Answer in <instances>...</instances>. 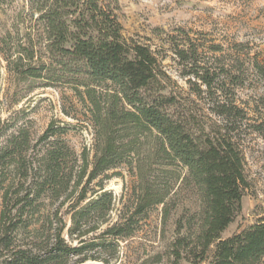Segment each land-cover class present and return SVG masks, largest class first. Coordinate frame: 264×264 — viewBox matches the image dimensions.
Wrapping results in <instances>:
<instances>
[{"label":"trees","instance_id":"obj_1","mask_svg":"<svg viewBox=\"0 0 264 264\" xmlns=\"http://www.w3.org/2000/svg\"><path fill=\"white\" fill-rule=\"evenodd\" d=\"M29 5L46 62L30 63L38 52L35 45L12 57L6 36L0 39L6 46L0 52L19 75L60 82L87 104L92 160L85 148L80 154L72 150L61 136L65 127L54 121L36 140L22 127L0 142V258L6 256L7 264H68L82 247L62 236L66 223L60 207L69 203L71 238L95 231L106 222L114 200L104 188L106 173L126 165L135 178L128 191L127 211H132L102 234L130 236L134 223L154 206H161L165 221L176 210L179 194L190 191L196 195L194 207L174 221L170 253L175 262L264 264V216L222 237L248 187L245 157L232 134L239 128L233 121L239 125L244 110L223 99L209 107L216 119L190 110L154 52L125 40L109 3L29 0ZM196 48L177 47L175 53L188 62ZM190 65L196 67L190 74L204 86L188 80L192 92L212 97L218 89L225 91L213 86L209 69ZM254 67L264 78V59ZM54 202L57 206L49 208ZM25 231L33 244L16 246L17 235Z\"/></svg>","mask_w":264,"mask_h":264},{"label":"rangeland","instance_id":"obj_2","mask_svg":"<svg viewBox=\"0 0 264 264\" xmlns=\"http://www.w3.org/2000/svg\"><path fill=\"white\" fill-rule=\"evenodd\" d=\"M101 1L116 8L125 40L146 45L154 52L173 87L187 99L190 110L216 119L209 107L220 99L232 101L244 110L245 118L239 125L234 119L239 128L232 134L245 157L248 187L242 197L241 210L222 237L255 223L264 216V78L254 67L255 62L264 59V0ZM35 17L29 0H0V39L6 36L5 43L12 57L16 56V50L35 45L38 52L30 63L37 65L46 62V57L39 49L42 38L38 35ZM2 47L6 48L0 40ZM177 47L187 50L197 47V55L188 62L182 61L175 53ZM26 62L25 59L21 70L26 68ZM190 62L209 69L214 76L213 86L225 91L218 89L212 97L192 92L188 80L199 86L201 83L190 74V70L196 68ZM12 68L0 52V142L22 127L36 140L54 121L65 127L61 136L72 150L80 154L85 148L91 161L93 128L87 104L60 82L22 76ZM177 172L184 175L185 169L178 168ZM106 174L104 188L112 192L114 200L106 222L98 224L95 231L71 238L67 233L69 203L60 207L59 216L66 223L62 236L70 245L82 247L68 264H191L185 259L175 262L170 245L175 236V219L186 214V208L194 207L196 195L190 191L181 192L176 210L165 221L161 206H154L134 223L130 236L108 237L102 232L119 222L124 213L132 211V207L127 211L131 206L128 191L135 178L126 165ZM93 186L94 182L90 188ZM57 204L54 202L49 208ZM14 244L30 247L33 244L31 234L20 232ZM7 260L6 256L0 258V264H7Z\"/></svg>","mask_w":264,"mask_h":264}]
</instances>
